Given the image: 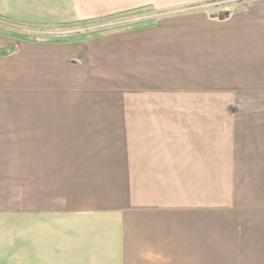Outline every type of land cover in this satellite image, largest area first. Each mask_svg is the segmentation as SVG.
<instances>
[{"label": "crops", "instance_id": "crops-1", "mask_svg": "<svg viewBox=\"0 0 264 264\" xmlns=\"http://www.w3.org/2000/svg\"><path fill=\"white\" fill-rule=\"evenodd\" d=\"M21 5L27 24L160 15L70 44L0 35V220L63 230L51 264H264V0Z\"/></svg>", "mask_w": 264, "mask_h": 264}, {"label": "rangeland", "instance_id": "rangeland-1", "mask_svg": "<svg viewBox=\"0 0 264 264\" xmlns=\"http://www.w3.org/2000/svg\"><path fill=\"white\" fill-rule=\"evenodd\" d=\"M26 0H0V16L16 20L26 24L23 20L27 17L23 14L22 5ZM159 13H147L144 15H127L114 20H97L88 29L90 31L111 30L117 26H125L140 20H149L158 17ZM30 25H14L0 20V28L26 34L33 38H44L51 35H69L80 32L82 29L62 30L55 25L29 23ZM49 226V225H48ZM40 224L37 229L21 227L18 216L8 214L5 220H0V264H51L50 246L51 239L59 235L63 230H58ZM35 233L38 234V243L32 240ZM65 238H68L65 233ZM60 259V258H59Z\"/></svg>", "mask_w": 264, "mask_h": 264}, {"label": "trees", "instance_id": "trees-1", "mask_svg": "<svg viewBox=\"0 0 264 264\" xmlns=\"http://www.w3.org/2000/svg\"><path fill=\"white\" fill-rule=\"evenodd\" d=\"M147 13H153V10L151 8L147 9H139L134 10L131 12L111 16L108 18H105L107 20H114L116 18H122L127 15H144ZM0 20L11 23L14 25H22L25 26L26 24H22L16 20H12L9 18L1 17ZM102 20V19H101ZM97 20H90V21H78V22H72V23H63V24H57L55 25L56 28H61L62 30H74V29H82L80 32L70 33L69 35H51L46 36L44 38H33L26 34L17 33L15 31H9L3 28H0V35L9 37L11 39H14L16 41L21 42H37V43H46V44H70V43H77V42H83L87 40L92 39H99L107 34L111 33H121V32H128V31H135V30H141L146 28H151L156 25L157 17L152 18L149 20H140L134 23H131L129 25L125 26H117L112 28L111 30H97V31H90L88 28L94 24ZM30 25V24H27ZM15 46H8V47H2L0 48V57L5 58L10 56L15 51Z\"/></svg>", "mask_w": 264, "mask_h": 264}]
</instances>
